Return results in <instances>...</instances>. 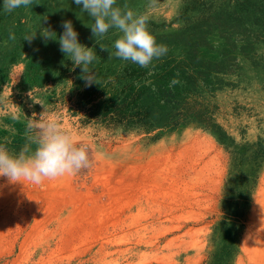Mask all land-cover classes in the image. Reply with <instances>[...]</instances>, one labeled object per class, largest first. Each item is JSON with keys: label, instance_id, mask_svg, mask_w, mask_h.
<instances>
[{"label": "rangeland", "instance_id": "obj_1", "mask_svg": "<svg viewBox=\"0 0 264 264\" xmlns=\"http://www.w3.org/2000/svg\"><path fill=\"white\" fill-rule=\"evenodd\" d=\"M125 2L168 49L147 68L109 58L74 0H0V144L34 150L27 125L46 109L91 160L41 186L0 177V264H264V0ZM68 20L98 84L60 51ZM132 91L149 124L85 120Z\"/></svg>", "mask_w": 264, "mask_h": 264}, {"label": "clouds", "instance_id": "obj_2", "mask_svg": "<svg viewBox=\"0 0 264 264\" xmlns=\"http://www.w3.org/2000/svg\"><path fill=\"white\" fill-rule=\"evenodd\" d=\"M92 18L91 33L102 50L109 51L111 58L131 62L147 68L153 63L167 55L168 49L163 44H158L155 36L149 31L148 13L135 12L128 3L117 5V0H74ZM34 0H3L2 9L11 13L19 8L27 9L33 5ZM158 0H149L148 7L156 8ZM64 29L59 36L60 51L68 59L73 61V69L81 67L82 79L86 86L97 83L90 65L96 59L94 48L81 44L78 33L70 20L62 22ZM110 29L119 33L114 40L111 51L100 44ZM42 35L47 41L55 39L56 34L45 28ZM35 34L25 36L29 43ZM9 39H15L10 35ZM43 105V104H42ZM46 109L40 119H29L27 130L30 135L28 139L35 145L34 150L21 149L18 153H12L0 144V177H6L10 183H31L41 186L45 180H55L64 176L75 175L82 169L91 166L89 149L85 142L79 140L69 129H67L61 118L55 114L46 115Z\"/></svg>", "mask_w": 264, "mask_h": 264}, {"label": "trees", "instance_id": "obj_3", "mask_svg": "<svg viewBox=\"0 0 264 264\" xmlns=\"http://www.w3.org/2000/svg\"><path fill=\"white\" fill-rule=\"evenodd\" d=\"M136 92H127L124 99L115 104H108L105 100L85 104L82 107L85 120L88 122L98 121L109 126H117L123 123L149 124L151 116L148 108L136 99Z\"/></svg>", "mask_w": 264, "mask_h": 264}]
</instances>
